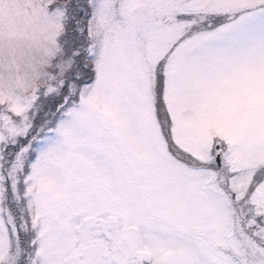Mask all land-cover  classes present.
Listing matches in <instances>:
<instances>
[{
  "label": "snow or ice",
  "instance_id": "obj_1",
  "mask_svg": "<svg viewBox=\"0 0 264 264\" xmlns=\"http://www.w3.org/2000/svg\"><path fill=\"white\" fill-rule=\"evenodd\" d=\"M0 264H264V0H0Z\"/></svg>",
  "mask_w": 264,
  "mask_h": 264
}]
</instances>
